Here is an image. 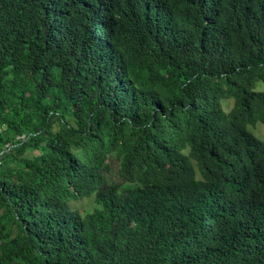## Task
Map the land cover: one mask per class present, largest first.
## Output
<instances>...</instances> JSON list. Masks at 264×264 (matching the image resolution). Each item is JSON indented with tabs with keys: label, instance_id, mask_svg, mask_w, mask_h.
I'll return each mask as SVG.
<instances>
[{
	"label": "trees",
	"instance_id": "1",
	"mask_svg": "<svg viewBox=\"0 0 264 264\" xmlns=\"http://www.w3.org/2000/svg\"><path fill=\"white\" fill-rule=\"evenodd\" d=\"M259 82L264 0H0V264H264Z\"/></svg>",
	"mask_w": 264,
	"mask_h": 264
},
{
	"label": "rangeland",
	"instance_id": "2",
	"mask_svg": "<svg viewBox=\"0 0 264 264\" xmlns=\"http://www.w3.org/2000/svg\"><path fill=\"white\" fill-rule=\"evenodd\" d=\"M258 90H264V83L259 82L257 84ZM249 130L262 140H264V124L257 123L256 125H250ZM92 202L89 199H83L82 201L78 202L77 205H80V207L84 208H90L92 206Z\"/></svg>",
	"mask_w": 264,
	"mask_h": 264
}]
</instances>
